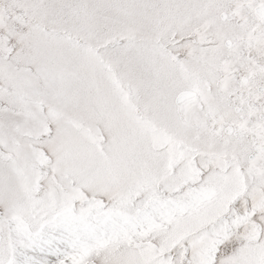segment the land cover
Instances as JSON below:
<instances>
[{
  "label": "snow or ice",
  "instance_id": "obj_1",
  "mask_svg": "<svg viewBox=\"0 0 264 264\" xmlns=\"http://www.w3.org/2000/svg\"><path fill=\"white\" fill-rule=\"evenodd\" d=\"M0 264H264V0H0Z\"/></svg>",
  "mask_w": 264,
  "mask_h": 264
}]
</instances>
